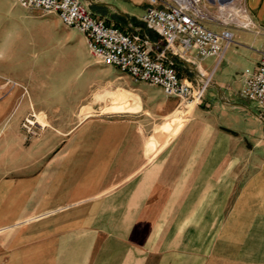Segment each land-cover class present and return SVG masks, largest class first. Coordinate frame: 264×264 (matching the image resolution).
Masks as SVG:
<instances>
[{
  "label": "crops",
  "instance_id": "crops-1",
  "mask_svg": "<svg viewBox=\"0 0 264 264\" xmlns=\"http://www.w3.org/2000/svg\"><path fill=\"white\" fill-rule=\"evenodd\" d=\"M81 1L106 24L145 35L153 55L163 51L141 21L145 0ZM29 10L40 11L0 0V75L9 76L2 63L35 68ZM225 20L207 25L232 32L221 58L177 44L165 51L184 80L209 83L153 156L154 128L177 111V98L107 65L116 68L111 92L134 95L136 108L86 117L58 130L55 145L42 136L25 162L16 149L0 165L9 173L0 178V264H264V124L241 95L264 48V0H243L240 15ZM49 21L86 43L57 15ZM13 92L0 94V119Z\"/></svg>",
  "mask_w": 264,
  "mask_h": 264
},
{
  "label": "rangeland",
  "instance_id": "rangeland-1",
  "mask_svg": "<svg viewBox=\"0 0 264 264\" xmlns=\"http://www.w3.org/2000/svg\"><path fill=\"white\" fill-rule=\"evenodd\" d=\"M242 1L235 0L234 10H220L223 4L204 1L202 22L208 25L239 16ZM28 13L36 19L30 25L35 68H9L5 63L1 68L2 73L9 76L0 75V94L14 91L13 108L0 119L2 167L10 164L16 149L17 161L25 162V150L40 149L42 136L50 140L52 146L57 143L58 130L68 132L86 117L113 115L132 110L138 104L135 96L125 90L111 92L110 70L116 68L97 62L89 51L88 41L84 44L81 35L72 33L66 40L64 28L53 21L46 23L52 13L42 10ZM177 100V111L154 128L147 148L149 157L174 137L193 108L188 101ZM253 110L261 113L264 124V109L253 102ZM34 160L41 163L40 157ZM8 176L9 173H0V178Z\"/></svg>",
  "mask_w": 264,
  "mask_h": 264
},
{
  "label": "built area",
  "instance_id": "built-area-1",
  "mask_svg": "<svg viewBox=\"0 0 264 264\" xmlns=\"http://www.w3.org/2000/svg\"><path fill=\"white\" fill-rule=\"evenodd\" d=\"M24 8L40 9L58 16L63 25L82 32L97 62L111 65L135 81L155 85L166 96L194 105L201 102L209 83L205 77L193 86L178 73L165 51L177 44L184 52L194 47L201 57L217 56L233 42L229 28L215 30L202 22L203 0H145L141 16L144 25L164 43L163 51L153 55L147 37L126 32L92 14L81 0H14ZM241 95L264 109V48L254 70L247 75Z\"/></svg>",
  "mask_w": 264,
  "mask_h": 264
},
{
  "label": "bare ground",
  "instance_id": "bare-ground-1",
  "mask_svg": "<svg viewBox=\"0 0 264 264\" xmlns=\"http://www.w3.org/2000/svg\"><path fill=\"white\" fill-rule=\"evenodd\" d=\"M221 4H223V3H221ZM220 5V4H219ZM234 5H235V0H229L228 2H227V4H223V5H221V7H220V10H229V8L230 9H232V10H234L233 8H234ZM237 8V7H236ZM239 10V9H238ZM227 12V11H226ZM235 13V12H234ZM172 51L173 52H176L177 50L174 48V47H172ZM191 104H193V103H191ZM194 105V104H193ZM193 105H192V107H193Z\"/></svg>",
  "mask_w": 264,
  "mask_h": 264
},
{
  "label": "water",
  "instance_id": "water-1",
  "mask_svg": "<svg viewBox=\"0 0 264 264\" xmlns=\"http://www.w3.org/2000/svg\"><path fill=\"white\" fill-rule=\"evenodd\" d=\"M208 1H210L211 3H215V2H218V3H226L229 0H208Z\"/></svg>",
  "mask_w": 264,
  "mask_h": 264
}]
</instances>
